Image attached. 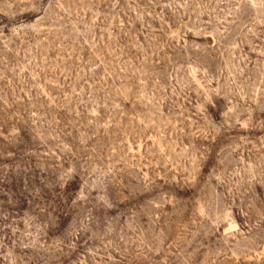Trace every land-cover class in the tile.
Wrapping results in <instances>:
<instances>
[{
    "label": "rangeland",
    "instance_id": "1",
    "mask_svg": "<svg viewBox=\"0 0 264 264\" xmlns=\"http://www.w3.org/2000/svg\"><path fill=\"white\" fill-rule=\"evenodd\" d=\"M0 264H264V0H0Z\"/></svg>",
    "mask_w": 264,
    "mask_h": 264
}]
</instances>
